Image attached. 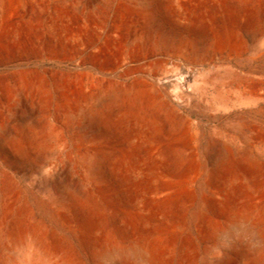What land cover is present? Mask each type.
Here are the masks:
<instances>
[{
    "label": "rangeland",
    "instance_id": "rangeland-1",
    "mask_svg": "<svg viewBox=\"0 0 264 264\" xmlns=\"http://www.w3.org/2000/svg\"><path fill=\"white\" fill-rule=\"evenodd\" d=\"M143 1L0 0V173L31 207L29 226L41 221L51 237L63 222L57 236L87 264L92 242L71 227L93 221L121 247L128 217L147 205L155 223L170 209L193 228L188 214L201 201L215 146L230 153L214 189L240 204L264 196V37L248 33L264 22V0H153L151 36ZM147 79L180 82L178 96L169 88L180 125L171 127L149 99L139 122L124 93ZM87 106H95V128ZM245 148L262 170L241 160ZM44 160L43 178L24 170ZM157 188L174 193L171 208L150 202ZM0 244V260L13 255L19 264V244Z\"/></svg>",
    "mask_w": 264,
    "mask_h": 264
},
{
    "label": "bare ground",
    "instance_id": "bare-ground-1",
    "mask_svg": "<svg viewBox=\"0 0 264 264\" xmlns=\"http://www.w3.org/2000/svg\"><path fill=\"white\" fill-rule=\"evenodd\" d=\"M186 1L180 0V3ZM242 1L249 2V0ZM143 5L147 16L143 28L147 36H151L157 22L152 10L154 2L144 0ZM261 8L264 10V7ZM231 13L233 18H239L237 9L232 10ZM248 33L251 38L259 37V41L263 40L264 22ZM92 69L97 68L93 66ZM142 83L136 91L124 93L130 107L139 109V122L146 119L142 104L144 99H149L154 110L161 114L171 127L180 125L182 118L178 109L169 101L171 96L169 88L173 87V92L178 96V91L181 89L180 82L172 81L165 87H157L148 79ZM103 100L101 96L98 102L101 103ZM82 113L89 126L94 128L98 126L99 117L95 112V106L84 107ZM210 153L214 167L209 170L207 178L201 170V175L204 177L200 183L202 198L198 206L188 214V220L194 224L193 228L187 229L182 220L172 215L173 210L170 209L167 214L161 215L163 218L158 223H155L158 214L156 216L154 212L147 213V205H144L140 206L136 215L128 217L122 232L125 244L121 247L114 246L111 243L113 236L100 230L93 221L68 227V231L92 242L91 252L94 256L91 262L94 261L95 264H264V196L248 194L249 200H244L240 204L233 195L215 190L213 185L220 169L228 164L230 151L227 147L215 146ZM240 153L241 160L247 163L250 170H262L257 164L258 159L253 156L249 148H245ZM48 165L49 162L44 160L24 170L33 175H42L43 178L49 168ZM58 185L61 186L62 183ZM76 191L77 195L86 199L92 208L98 209L97 202L84 196L81 189L78 188ZM160 194L163 195L157 197ZM149 196L150 202L157 209L168 206L171 208L176 201L173 192L160 188ZM0 199L2 200L0 239L9 238L19 244V251L16 253L20 255L19 264H87L71 250L65 240L57 236L56 230L66 226L63 222L60 224L61 227L56 224L58 228H55L51 237L43 222L29 226L28 218L34 215L32 209L20 193L13 189L5 171L0 173ZM217 205L220 206V210L216 213L214 208ZM40 207L42 209L43 206ZM62 214L64 213L52 214L51 220L58 221ZM224 217L230 218L229 223L224 222ZM117 254L120 257H117ZM16 260V257L11 255L5 260H0V264L4 262L13 264Z\"/></svg>",
    "mask_w": 264,
    "mask_h": 264
}]
</instances>
